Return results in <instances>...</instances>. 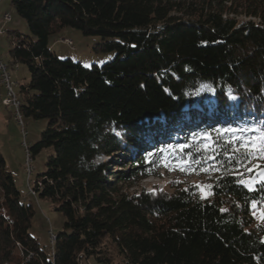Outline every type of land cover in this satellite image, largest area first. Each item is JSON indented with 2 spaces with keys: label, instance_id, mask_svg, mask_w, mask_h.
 <instances>
[{
  "label": "trees",
  "instance_id": "1",
  "mask_svg": "<svg viewBox=\"0 0 264 264\" xmlns=\"http://www.w3.org/2000/svg\"><path fill=\"white\" fill-rule=\"evenodd\" d=\"M11 5L29 26L7 30L10 65L30 71L18 84L21 111L48 121L30 152L53 149L33 188L66 222L54 247L40 245L30 232L35 208L0 150V264H264V220L255 223L251 208L264 202V187L238 182L261 155L245 161L250 172L223 156L219 171L164 166L183 155L172 147L215 129H245L259 144L260 133L247 129H264V0ZM66 27L101 36L94 52L114 57L90 65L61 58L50 37ZM162 171L213 177L212 195L202 199L191 183L126 192Z\"/></svg>",
  "mask_w": 264,
  "mask_h": 264
},
{
  "label": "rangeland",
  "instance_id": "2",
  "mask_svg": "<svg viewBox=\"0 0 264 264\" xmlns=\"http://www.w3.org/2000/svg\"><path fill=\"white\" fill-rule=\"evenodd\" d=\"M7 12L12 15V19L14 20L11 23L13 27H10L12 30L29 33L28 24L12 7L11 0H1L0 21L5 22V20H2V16ZM5 25L4 27L0 26V57L10 66L13 79H15L18 84L20 82H27L30 80V71L28 67L22 63L17 64V66L14 67L10 65V46ZM66 37L72 40V44L65 43L62 40V38ZM101 40L102 37L99 35H83L81 31L72 27H66L61 32L53 34L50 37L52 48L58 56L61 58L81 60L86 65L92 63H104L114 57V52H94V44ZM18 88L19 85L16 87V90H18ZM4 95L5 89L0 85V150L6 159L7 167L15 177V182L18 188L23 193L24 201L33 204L35 208V215L32 219L30 232L37 238L42 247L51 249L53 247L51 232L58 234L65 231L66 218L61 211L56 209V204L52 200L41 198L30 192L27 183V172L25 169L26 149L24 146V142L31 147L39 140L40 134L46 128L48 121L46 119L37 120L23 115V124H21L18 119L15 118L13 109L6 107L3 104ZM22 128L26 130V134L22 132ZM52 153L53 149L47 148L34 157L32 162L34 169L33 172L29 174V181H31L32 187L35 186L37 176L45 172L47 158ZM123 155L126 156V154ZM101 160L111 161V157H103ZM118 161L121 162L120 160ZM261 169H264V163L258 162L255 172L252 175L243 178L245 181L252 183L253 188L261 182L259 176ZM210 180H213V177L195 176L192 178H185L176 173L162 171L159 177H149L139 180L135 186L126 188V192L131 195L139 194L142 190L168 191L171 193L176 190L175 186L187 185L188 183L194 185H209L212 183ZM251 208L255 223H262L264 220V215H262L264 214V202H256L255 208H253L252 203ZM89 264L102 263H98L94 258H91Z\"/></svg>",
  "mask_w": 264,
  "mask_h": 264
},
{
  "label": "snow or ice",
  "instance_id": "3",
  "mask_svg": "<svg viewBox=\"0 0 264 264\" xmlns=\"http://www.w3.org/2000/svg\"><path fill=\"white\" fill-rule=\"evenodd\" d=\"M231 99H237L232 96ZM248 131H257L260 133L259 144L250 137L242 135L245 129L236 128H220L213 130V132H203L193 137L192 143L182 144L171 148L173 152L183 153L179 162L173 165L172 163L165 162L164 166L169 167L171 170L179 168V170L191 174L196 171L208 172L219 171L222 168L223 162L217 161V156H223L228 161H235L239 167H244L246 172L251 169L247 168L245 161H250L257 154L264 158V129H247ZM240 135H237V133ZM185 149H192L194 151L185 152ZM194 152L198 155L194 156ZM212 161L213 163H209ZM217 164L220 167H217ZM225 174L232 173L233 169H224ZM238 177H243L244 173L235 170ZM259 176L261 178V185L264 187V169L260 170ZM238 182L249 190H253L252 183L239 179ZM196 187L203 193L202 199L212 195V185H196ZM256 207V202H253V208ZM226 211V210H224ZM255 214V213H254ZM264 215V214H262Z\"/></svg>",
  "mask_w": 264,
  "mask_h": 264
},
{
  "label": "built area",
  "instance_id": "4",
  "mask_svg": "<svg viewBox=\"0 0 264 264\" xmlns=\"http://www.w3.org/2000/svg\"><path fill=\"white\" fill-rule=\"evenodd\" d=\"M4 20H5V22L11 21L12 20L11 15L7 14L6 17H4ZM62 40L65 43L72 44V40H70V39L63 38ZM10 83H16V80L15 79H8V74L6 73V68H5V66L1 60V57H0V85H2L5 89L3 104L6 107H10L13 109L14 116L17 119V100H15L10 94ZM18 121L22 124V120H18ZM22 132L24 134H26V130L24 128H22ZM24 146L26 149V167H25V169L27 172L26 173L27 174V183H28V187H29L30 192L33 195H36V192L34 191V188L32 187V183H31V181H29V173L31 170L34 169L33 164H32L33 156H32V153L30 152V147L26 142H24ZM51 234H52V232H51Z\"/></svg>",
  "mask_w": 264,
  "mask_h": 264
},
{
  "label": "bare ground",
  "instance_id": "5",
  "mask_svg": "<svg viewBox=\"0 0 264 264\" xmlns=\"http://www.w3.org/2000/svg\"><path fill=\"white\" fill-rule=\"evenodd\" d=\"M6 15H5V17H6ZM11 19H12V16H11ZM1 60H2L4 66L6 68V73L8 74V79H13V76H12L11 71H10V66L6 62H4L3 59H1ZM17 86H18L17 82L16 83H10V94L15 100H17V119L22 120V124H23V113L21 111L22 103H21L20 97L18 95V91L16 90ZM32 172H33V170H31L29 174H31ZM56 241H57V234L52 232L53 247L56 244Z\"/></svg>",
  "mask_w": 264,
  "mask_h": 264
},
{
  "label": "crops",
  "instance_id": "6",
  "mask_svg": "<svg viewBox=\"0 0 264 264\" xmlns=\"http://www.w3.org/2000/svg\"><path fill=\"white\" fill-rule=\"evenodd\" d=\"M8 13V12H7ZM7 13H5V14H7ZM5 14H3V16H2V20H4V15ZM8 14H10V13H8ZM12 16V15H11ZM1 20V19H0ZM14 20L12 19L11 21H9V22H6V23H8V24H6L5 22H2V21H0V26H2V27H4V25H5V29H7V30H12L10 27H13L12 26V22H13ZM66 38H68V37H66ZM70 39V38H69ZM18 81V80H17ZM2 95V94H1ZM2 98H3V96H2Z\"/></svg>",
  "mask_w": 264,
  "mask_h": 264
}]
</instances>
